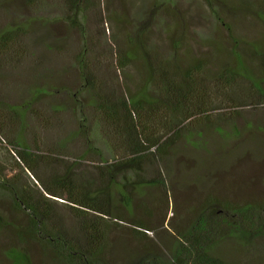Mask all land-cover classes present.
Wrapping results in <instances>:
<instances>
[{"label": "rangeland", "instance_id": "1", "mask_svg": "<svg viewBox=\"0 0 264 264\" xmlns=\"http://www.w3.org/2000/svg\"><path fill=\"white\" fill-rule=\"evenodd\" d=\"M258 1L84 0L74 13L62 0H0V32L21 27L27 51L17 64H0V123L5 125L0 178H14L13 183L34 191L41 189L40 179L70 170L80 182L99 186L97 167L122 154L111 148L117 132L100 118L79 61L92 68L95 81L105 83L103 93L111 99L146 88L151 99L161 100L164 93L145 80L149 63L157 70L162 66L174 79L175 72L178 82L199 65L195 79L207 95L217 96L212 121L190 132L184 129L159 162L144 161L140 173L129 170L115 178L108 190L110 250L105 260L135 264L131 257L138 253L172 264L176 236L186 232L209 197L219 204L212 207L215 211L222 204L264 205V95L256 90L258 86L264 93V23L256 14ZM127 52L133 60L120 70L116 54ZM238 57L250 80L231 79L232 90L225 85L219 102L214 87L224 69L236 70ZM231 102L237 104L236 112L223 109ZM25 104L20 132L29 149L45 157L38 161V176L15 169L16 154L6 139L20 130V119L5 114L4 106ZM50 155L52 160L46 158ZM159 178L163 186H132ZM121 194L129 196L128 207ZM55 200L48 202L52 224L78 237V221L65 201ZM0 219V264H12L5 256L11 249L26 252L32 264H54L39 244L16 236L28 221L1 189ZM139 222L144 227H136ZM251 244L245 249L225 238L212 254L223 264H264V237Z\"/></svg>", "mask_w": 264, "mask_h": 264}, {"label": "trees", "instance_id": "2", "mask_svg": "<svg viewBox=\"0 0 264 264\" xmlns=\"http://www.w3.org/2000/svg\"><path fill=\"white\" fill-rule=\"evenodd\" d=\"M62 2L74 13H79L81 4H85L84 0H62ZM258 3L256 14L264 23V0H259ZM23 34L21 27L6 28L0 32V64H17L26 57ZM260 59L264 72V54H260ZM116 60L118 69L124 70L133 57L127 52L123 55L116 54ZM146 66L150 72L145 80L147 83L153 82L152 84L164 93L161 100L151 99L146 93V88L111 99L103 93L105 83L95 81L92 68L87 63L83 64V61H79L82 80L94 93V103L100 118L110 129L114 127L117 132V140H111V148L122 151L121 155H115L111 164L97 167L99 186L93 182L88 184L80 182L69 175L70 170L62 177L40 179L41 189L34 191L29 186L13 183L16 180L14 178H0V189L11 195L14 209L22 211L28 221L25 228H17L16 236L21 241L27 236L39 244L50 253L54 264H108L105 260L110 250L107 239L110 222L106 217L110 196L108 190L111 185H115V178L119 173L129 170L140 173L144 161L150 164L156 160L159 162L161 157L167 155L168 149L184 129L190 132L199 125L212 121L213 106L216 103L214 100L217 96L212 93L207 95L204 92L205 88L198 79H195L201 72L199 65L189 68L181 82L176 79L175 72L173 74L175 79L170 77L166 70L162 72V66L158 70L153 69L150 63ZM236 77L250 80V75L246 73L239 57L236 70L224 69L218 78L214 91L218 92L219 102L223 97L222 92L225 91L224 86L228 85L226 89L230 92L232 90L230 81ZM256 90L264 95L258 86ZM24 107L28 106L26 104L4 106L5 114L8 112L16 119H20V130L6 139L16 154L15 169L38 176V161L45 157L30 150L20 132L23 111L21 108ZM236 107L237 104L231 102L226 103L223 109L236 112L234 110ZM1 121L5 122V118ZM188 127L191 129H187ZM4 128L5 125L2 126L0 123V132ZM83 128L80 132L84 130ZM86 140L89 141L87 138ZM51 156L46 158L52 160ZM146 183L164 185L159 178L147 182L140 179L133 182L132 186L143 187ZM14 184L19 188L17 189ZM119 187L122 189L125 185L117 186V189ZM55 198L65 201L78 221V237L73 238L70 233L52 224L48 202L56 201ZM121 198L128 207L129 196L121 194ZM217 205L219 204L214 198L206 199L186 232L176 236L172 264H223L212 254L222 239L234 238L243 248L249 249L253 240L264 237V205L222 204L221 209L215 211L212 207ZM134 224L136 227H144L140 222ZM1 226H4V223L0 219ZM134 232L141 236L146 234L138 230ZM137 254L131 257L135 264H164L155 257L146 260ZM5 256L12 264H32L26 252L22 250H7Z\"/></svg>", "mask_w": 264, "mask_h": 264}]
</instances>
